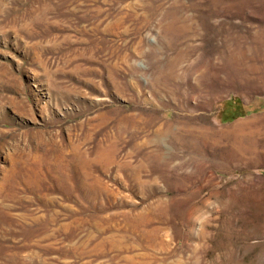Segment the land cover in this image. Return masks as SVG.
Instances as JSON below:
<instances>
[{"label":"rangeland","instance_id":"1","mask_svg":"<svg viewBox=\"0 0 264 264\" xmlns=\"http://www.w3.org/2000/svg\"><path fill=\"white\" fill-rule=\"evenodd\" d=\"M0 264H264V0H0Z\"/></svg>","mask_w":264,"mask_h":264}]
</instances>
